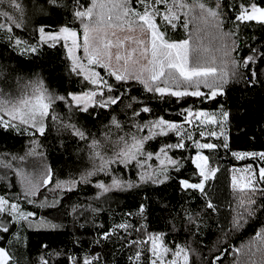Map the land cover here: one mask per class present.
Masks as SVG:
<instances>
[{
	"label": "snow or ice",
	"instance_id": "6c2138e0",
	"mask_svg": "<svg viewBox=\"0 0 264 264\" xmlns=\"http://www.w3.org/2000/svg\"><path fill=\"white\" fill-rule=\"evenodd\" d=\"M47 4L49 12L65 7L63 0H47ZM0 5L6 6L5 10H0V18L6 21L0 23V31L11 34L25 27L22 19L7 10L23 14L24 9L18 0H0ZM238 7L240 11L234 17L238 26L256 22L264 27V7L254 2L240 3ZM72 9L74 20L81 26L82 41L73 27L61 25L58 30H49L51 25L41 24L36 27L32 41L9 35V44L13 51H19L21 55L39 58L45 46L55 48L63 40L67 59L71 62L69 72L80 80L83 85L81 91L60 94L46 85L42 73H36L35 78L24 85V94L19 98H11L0 89V133L33 137L26 156L42 155L38 151L41 145L35 137L37 134L45 136L48 121L51 120L59 125L58 132L70 130L72 136L87 144L91 168L68 180H54L53 170L47 168L41 179H30L19 167L14 168V162H22L26 156L0 151V168L14 170L21 185L19 192L0 194V239L3 234H12V229L18 226L19 240V231L25 224L28 227L46 225L53 230L61 228L63 225L56 222V217L34 220L36 212L27 210L26 206L47 208L58 216L64 207V200L69 198L68 193L82 184L94 185L98 190L96 198L99 199L115 191L145 189V186L159 188L174 183L182 192L198 191L205 200V209L217 211L207 185L216 177L219 168L213 167L209 156L201 150L215 152L223 148L231 151L224 131L231 113L223 105L213 113L189 107L182 108L178 113L181 120H168L164 116L142 119L145 113L151 115L153 109L144 102L143 96L132 93L142 90L152 99L167 101L175 98L177 103L187 97H196L203 103L226 95V87L232 81L243 80L249 86L259 81L255 69L250 76H245L240 70L250 68L255 63V56H240L237 59L233 55L237 48L232 37L236 34L222 31L224 16L219 0L215 7L209 6L207 0H88L87 3L73 0ZM38 11L46 13L42 6ZM195 21L210 23L226 41H232L231 44L225 42L219 63L216 57L209 60L200 54L198 47L193 46L192 32H189V39L169 38L170 30L177 31L180 27L188 30ZM137 32L141 37L135 35ZM196 32H199L198 28ZM78 50H82V55L76 54ZM251 51L257 52L255 48ZM12 71L0 65V80L6 79ZM60 104L65 105L70 113L67 122L56 112ZM114 106H122V111L128 110L125 111L127 121L122 122L117 115H113L105 125L108 131L104 133L103 140H98L85 128L72 122L74 115L87 114L98 118L97 109L110 111ZM196 134L207 142L194 139ZM170 135L177 138L176 142L159 140ZM208 138L222 140V143L211 142ZM152 141H159L160 146L149 150ZM188 141H192L198 150L195 156L182 155L188 148ZM177 152L181 155L177 156ZM232 155L237 159L258 155L264 160V153L233 151ZM186 159H191L195 165L194 175L198 177V182L183 178V161ZM118 171H134L135 179L122 178L117 175ZM246 172L245 176L233 175L231 180L233 190L240 194V211L233 220V227L237 229L254 218L258 210H264V204L260 203L264 201V166L259 168L258 173L251 167ZM101 174L109 177L111 182L99 179ZM45 192L51 195H45ZM149 208L150 202L141 200L136 213L126 215H136L140 220L147 221ZM98 211L90 204L73 205L71 208V214L77 216ZM183 219L190 232L192 229L199 230L203 222L199 211H186ZM118 232L126 234L124 247L137 246L134 256L129 257L131 264H144L145 252L147 264H191L190 248L179 244L174 249L169 247L165 234L149 232L146 224H141L139 228L128 221L115 224L100 232L99 239L94 243L108 241ZM132 232L142 234L144 238L128 239ZM44 247L46 252L47 246ZM252 247L255 250L249 249L248 264H264V230L256 233ZM67 259L69 264H103L99 252L88 253L83 258L68 256ZM219 260L220 256H216L209 264H218ZM0 264H15L13 255L4 247H0ZM38 264H50L48 256L41 255Z\"/></svg>",
	"mask_w": 264,
	"mask_h": 264
},
{
	"label": "trees",
	"instance_id": "16d2710c",
	"mask_svg": "<svg viewBox=\"0 0 264 264\" xmlns=\"http://www.w3.org/2000/svg\"><path fill=\"white\" fill-rule=\"evenodd\" d=\"M24 9L23 14L12 13L18 19H22L25 27L16 29L14 33L0 31V65L13 70L6 79L0 80V89L11 98H19L24 94V85L35 78L36 73H42L46 85L60 94L67 92H80L83 85L80 80L69 72L70 62L62 42L55 48L43 49V54L39 58L30 55H21L19 51H13L9 44V35L20 36L22 39L32 41L35 29L38 25H51L56 28L60 25L73 27L81 35V26L75 21L72 15L73 0H63L65 7L55 8L47 11L49 6L47 0H18ZM87 3L88 0H82ZM217 0H207L211 7H215ZM221 12L224 16L222 31L225 33H235L232 37L236 42L237 50L233 55L239 59L240 56H255V63L250 68L240 70L245 76H250L252 69H255L259 81L254 86H249L243 80H235L226 87V95L217 97L214 101L201 102L196 97L184 98L177 103L175 98L167 101L152 99L150 94L134 91L133 95L143 96L144 102L153 109V113L143 114L142 119H152L155 116H164L168 120H181L178 115L182 108H193L195 110H207L216 112L221 105L231 113L228 124L224 131L228 137L231 151L220 148L211 152L207 149L201 150L203 154L209 156L213 167H218L216 177L208 182L207 188L210 199L216 205L217 211L211 212L205 209V200L198 191L182 192L177 184L154 188L145 186V189H135L131 191H115L96 198L98 190L94 185H80L72 193H68V199L64 200V207L57 214L47 208L27 205V210L36 212V217L51 220L56 217V222L63 226L53 230L51 228H28L19 231L17 240V228L12 229V234H3L0 239V247L6 248L13 255L15 264H38L41 255L48 256L50 264H69L67 257L76 256L83 258L88 253L99 252L103 264H131L130 256H134L137 246L124 247L123 242L126 234L118 232L110 240L100 244L94 242L99 239V233L107 231L115 224L128 221L139 228L141 224H146L147 230L153 233H164L167 245L175 248V245H183L191 249V264H209V261L216 256H220L218 264H248L247 255L250 248L254 251L253 243L256 233L264 230V210H258L254 218L242 228H234L233 220L236 217L240 194L235 192L230 182V169L233 165L249 162L254 168V172H259V168L264 166V160L248 156L244 159H237L232 152L240 153H264V27L256 22H248L239 26L234 17L240 11V3H256L264 7V0H219ZM42 6L46 9L45 14H41L38 8ZM5 5H0V10H5ZM0 18V23H5ZM199 32H196V29ZM189 32L193 46L199 48L200 54L211 60L223 56V46L225 42L231 44V40H225L219 31L211 27V24L203 21H195L185 30L180 27L177 31H169V38L178 40L189 39ZM141 37L139 32L135 33ZM255 48L256 53L251 49ZM207 49V51H205ZM30 91V89H28ZM206 91V90H205ZM128 111V110H125ZM125 111L121 107L114 106L113 110H96V116L78 114L72 116V122L85 128L98 140L104 139V133L108 131L105 127L113 115H117L122 122L127 121ZM56 112L67 122L70 115L67 107L60 104ZM59 125L51 120L48 121V131L45 136L35 137L37 143L41 145L38 149L42 155L26 156L29 150V141L33 139L28 135H17L16 133H0V151L16 156H26L22 162H14V168L19 167L30 179H41L42 173L47 168L53 170V179L68 180L71 176H78L80 172L91 168L89 161V149L87 144L71 135L70 130L57 131ZM115 138L114 136L112 137ZM176 137L159 138L168 143L176 142ZM194 139L207 142L199 137ZM211 142L222 143V140L208 138ZM152 149L160 146L159 141L150 142ZM188 148L182 153L184 157H191L198 151L192 141H188ZM110 151V149H109ZM177 156L181 153L177 152ZM183 178H188L193 182H198V177L194 175L195 166L191 159L183 161ZM122 178L135 179V172H117ZM99 179L110 183V178L100 175ZM12 185V187H9ZM21 190L20 178L15 175L14 170L0 168V194L8 192H19ZM45 195H51L45 192ZM144 200L150 202L149 218L142 221L136 215L127 216L126 213H136L137 206ZM264 204V201H260ZM92 205L98 208L96 213H84L77 216L71 214L73 205ZM186 211L200 212V219L203 221L199 230L189 231L186 221L183 219ZM128 239H143L142 234L132 232ZM258 243V242H257ZM47 251L45 252V247ZM59 255H56V254ZM259 258L258 256L256 257ZM144 264H147V253L145 252Z\"/></svg>",
	"mask_w": 264,
	"mask_h": 264
},
{
	"label": "rangeland",
	"instance_id": "374dc122",
	"mask_svg": "<svg viewBox=\"0 0 264 264\" xmlns=\"http://www.w3.org/2000/svg\"><path fill=\"white\" fill-rule=\"evenodd\" d=\"M61 26V25H60ZM59 26L56 27V28H52V29H49V30H58ZM80 40L82 41V38H83V35H82V30H81V35L79 36ZM181 39H184V38H181ZM181 39H178V40H181ZM62 44L64 43L63 40H61ZM66 51V49H65ZM67 54V52H66ZM77 55H82V50H78L76 52ZM70 62V61H69ZM71 64V62H70ZM207 111V110H206ZM209 113H213L212 111H208ZM217 132L219 133V129H217ZM203 142V141H201ZM197 152V151H196ZM195 153L192 154V156H195ZM191 156V157H192ZM195 166V165H194ZM251 167V169L254 171V168L251 166V164L249 162H244V163H240V164H237V165H233L230 169V182L232 180V177L233 175H236V176H245L247 174L246 170ZM257 173V172H256ZM39 219H43L41 217H35L34 220H39ZM25 227H28L27 224H25ZM28 228H41V229H45V228H50L46 225H34L33 227H28Z\"/></svg>",
	"mask_w": 264,
	"mask_h": 264
}]
</instances>
